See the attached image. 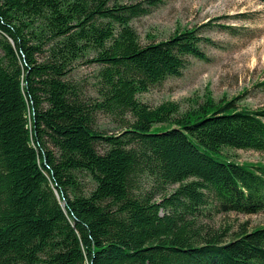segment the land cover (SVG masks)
I'll return each instance as SVG.
<instances>
[{
    "label": "trees",
    "instance_id": "trees-1",
    "mask_svg": "<svg viewBox=\"0 0 264 264\" xmlns=\"http://www.w3.org/2000/svg\"><path fill=\"white\" fill-rule=\"evenodd\" d=\"M114 2L0 0V264H264V226L225 241L200 223L264 212V164L223 154L264 152V108L142 103L214 43L194 28L142 46L131 23L161 0ZM91 50L96 102L67 78ZM98 113L132 121L108 135Z\"/></svg>",
    "mask_w": 264,
    "mask_h": 264
},
{
    "label": "rangeland",
    "instance_id": "rangeland-1",
    "mask_svg": "<svg viewBox=\"0 0 264 264\" xmlns=\"http://www.w3.org/2000/svg\"><path fill=\"white\" fill-rule=\"evenodd\" d=\"M114 3H141L147 7L146 0H115ZM131 25L142 46L194 28H203V36L214 43L203 45L208 60L189 58V66L181 77L170 78L139 95L142 103L155 108L173 102L180 106L181 114L199 108L208 98L216 103L236 99L239 109L264 108V89L258 87L264 82V3L259 0H161ZM96 57V51L87 52L73 64L67 76L87 102L100 98L102 67L92 62ZM130 121V114L123 118L104 113L96 116L98 130L108 135L122 132ZM223 154L238 163L264 164V152L224 148ZM177 187L172 186L168 194ZM206 214L200 223L206 225L208 232L224 235L225 241H230L243 228L253 230L264 226V212L246 215L211 210Z\"/></svg>",
    "mask_w": 264,
    "mask_h": 264
}]
</instances>
